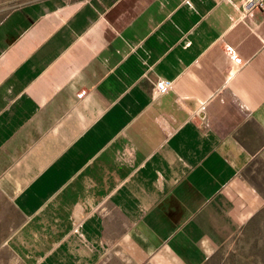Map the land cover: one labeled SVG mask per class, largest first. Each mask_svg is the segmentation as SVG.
Returning <instances> with one entry per match:
<instances>
[{"label":"crops","instance_id":"obj_1","mask_svg":"<svg viewBox=\"0 0 264 264\" xmlns=\"http://www.w3.org/2000/svg\"><path fill=\"white\" fill-rule=\"evenodd\" d=\"M31 0L0 17L15 264H204L264 200V8ZM159 79L173 81L156 94Z\"/></svg>","mask_w":264,"mask_h":264},{"label":"rangeland","instance_id":"obj_2","mask_svg":"<svg viewBox=\"0 0 264 264\" xmlns=\"http://www.w3.org/2000/svg\"><path fill=\"white\" fill-rule=\"evenodd\" d=\"M31 0H0V17ZM21 221L10 199L0 191V264H15L5 240ZM204 264H264V200Z\"/></svg>","mask_w":264,"mask_h":264},{"label":"built area","instance_id":"obj_3","mask_svg":"<svg viewBox=\"0 0 264 264\" xmlns=\"http://www.w3.org/2000/svg\"><path fill=\"white\" fill-rule=\"evenodd\" d=\"M262 7L264 8V0H251L249 3V7ZM173 85V81L168 79H159L156 83V94H163L171 89Z\"/></svg>","mask_w":264,"mask_h":264}]
</instances>
